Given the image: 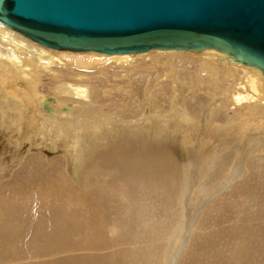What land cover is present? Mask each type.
Instances as JSON below:
<instances>
[{"label": "bare ground", "instance_id": "bare-ground-1", "mask_svg": "<svg viewBox=\"0 0 264 264\" xmlns=\"http://www.w3.org/2000/svg\"><path fill=\"white\" fill-rule=\"evenodd\" d=\"M144 57L146 59L150 58V60L155 62L161 59L170 61L183 57L192 59L200 66L199 73L201 74V77L209 80V83L212 82V84L224 89V91L230 95L229 100H231V102L229 107L234 109L235 112L241 111L244 107H253L260 115H264L263 73L256 68L232 62L228 56L218 51H151L139 55L113 56L96 53L54 51L34 43L28 38L7 28L0 22V77H2L1 79L3 80V88L6 90V92H4L5 90L2 91L0 89V127L3 130L12 129L14 127H23V125L35 128L41 127V123H43L42 127L56 128L55 133L49 138L52 139V141L54 140L55 142L61 139L66 141L69 140L66 142V154L69 163L65 160L63 161L61 158L54 159L50 162L51 164H54V170H52V172L56 174L53 178L46 174L44 175L46 171H44V169L40 172L34 171L33 165L37 163L38 158L33 157L28 164H26V169L24 168V171L26 170L29 174H27L26 180L31 181L32 183H39V181H42V183H40V193L41 196L45 197L43 199H51L54 197L57 200L62 198L65 193L72 191L75 188V180H81V183L77 184L81 185V193H83V196H79L80 198L77 200H79L78 202L80 204L77 202L78 205L75 206L76 209L73 211H77L79 217H83L81 220L83 226L80 227L77 223L71 225L70 229H73L69 232L67 229V234L64 238L58 237L59 240H57L58 238L56 239V244L54 246L55 251H99L114 246H121L122 243H130V245L135 244L136 251L140 252L141 250L148 248L152 243H156L159 245V249H157L160 253H165L166 261L168 260L165 264H190L189 255L192 256V253L200 248L204 252V250L209 247L208 241L211 238L213 230L217 232V226L224 228L225 230L227 228L229 218L226 219L227 221L224 220L221 222V220V223L219 222L217 225H214V220L216 218H213L218 217L221 214L222 208L220 209L218 203H221L220 201H223V198H221L219 194L222 191L221 187L225 183V185L233 183L234 185L236 184L237 186H240L241 189L239 194L241 196L248 195L251 198L250 204L257 203L259 206L264 204V156L262 157L260 155L261 153H264V118L259 119L256 124L254 123L251 126L245 125L246 127H253L254 129L257 127L255 130H253V128H249L248 130V128H243L239 125L240 130H243V133L240 136L241 138L235 139L236 137H234V139L231 140L233 142H230L229 144L225 143L226 145H223V148L216 151L212 149L213 153L211 152V154H208L209 156L203 160L199 155L201 153L194 152L196 154V157H194L197 161H193V154L188 152L189 146H183V150H179L183 153L180 157H188L186 161H181L177 158L180 153L177 151L178 154L175 151L176 149L172 150V152L167 150L163 151L161 154H153L152 152L146 153L145 151L137 149H133L134 151H128V149L121 151L120 149L122 148L113 146L109 147L112 150L107 153L105 152L107 147H102V150L100 151L102 155L97 153V156L96 152L87 155V152H90V150L96 147L100 142V144L105 143L111 137H116V139H119V137H125L124 133H130L129 137L134 136V138L138 139V137L144 133L143 131H146L148 135L153 132V135L157 138H164V141H168V139H170V136L168 137L170 133L171 136L174 133H185L186 130L183 131L181 125H192V122L200 119V117L197 116L198 119L196 118V120H192L191 117L189 118L186 114L187 111L181 112L179 110L177 107L179 104L176 105V103L173 104L172 111L167 114H159L158 116H155V114L152 116L153 113L147 110L145 112L146 114L138 115L139 117H137V113H134V115L130 114V117L128 116V120L121 119L118 116L103 113L101 111L103 108L100 105L95 104V96L99 93L98 87L95 85H85V83L79 84L74 81L66 84L60 82L63 78V70L70 71V69L83 67L88 71H92V69L95 68L99 73L104 74V72H107L109 69L120 70L132 68L136 62H142ZM42 72L50 74L52 78L56 79V81L61 84L55 87L53 96L47 94L39 95L36 93L40 84V78H42L43 75ZM32 83L36 86L35 93L38 94L39 98L38 100L32 98L34 101L32 99L29 101L26 97L24 100L20 97L24 94V91H22L21 88L24 87L23 84L31 85ZM198 88H200V86H198ZM217 88L215 89L217 90ZM19 89L22 92H19ZM30 89L33 90L32 88ZM27 90L29 89L27 88ZM31 90V97H33V95L35 97L36 94H33L34 90ZM196 90L198 91V89ZM104 92L108 93L107 90ZM196 93L198 94V92ZM186 99L187 98H185V100ZM223 101H225V98ZM175 102L177 101L175 100ZM211 104L213 103H210V106ZM64 106H67V113L62 112ZM45 107H48L49 111H47ZM219 107L223 108L224 104L219 105L216 103L213 108H211L216 110L219 109ZM24 108L28 110L26 114L23 110ZM159 108L160 107H158V109ZM183 109L181 108V110ZM38 111L41 113L37 114ZM212 114H215V112H212L211 115ZM40 116L43 117L44 121L40 120ZM157 121L163 124V127L161 125L162 128H158V126L155 127V125L153 126V122ZM237 124L238 120L236 119L230 121L225 125L228 127H225L224 130L220 125H210L209 132L213 137H216L220 133H222L221 135H225L227 132L236 133L238 127ZM170 125H174L175 127H169ZM114 128H116V130L112 131ZM218 129H221L222 132ZM108 132H111L112 136ZM237 133L239 132L237 131ZM180 144L182 145V143ZM48 146L51 147L49 144ZM197 150L198 149L195 147L194 151ZM173 151L177 153V156ZM210 151L207 153H210ZM90 157L93 158V160L89 161L88 159H85H90ZM88 161L90 163L84 171V165ZM71 166L73 167L74 173L78 175V179L71 177ZM66 167L69 169L68 173L71 174H69L70 176H68L65 171ZM47 168H50V166H47L46 169ZM75 174L74 176H76ZM81 175L83 176L81 177ZM203 181L207 182V188L205 191L202 187L200 188V184L203 183ZM6 189H9L8 191L13 190V192L15 191L20 194L23 193L21 188L18 189L12 187V189ZM123 190H126L128 195L126 199L123 198L122 195L119 198V205L115 203L112 205L110 202H108L107 205V199L114 196V191L123 192ZM77 193L79 194L80 192ZM96 197H102L100 200H103L105 205L102 210L105 212L104 214L109 215L108 217L110 221H113V227L124 225L125 228L128 227L129 229H132L129 234L130 236L132 235V240H126L122 235H120L122 238H118L114 233L109 234L106 238L104 232L106 233L110 228L106 222L102 223V221H105L106 215H102L99 220L103 227V232L99 225H97L98 221L88 222V219H85L87 216H90L91 211V216H94L92 208L97 207L96 205L92 207L90 203L92 200L98 199ZM122 200H124V204H121ZM207 205L208 207L206 209L205 207ZM86 206H89L88 209L90 210L87 209L88 212L82 216V212L85 210ZM155 211H159L162 214L165 213V220L161 223H156L154 219ZM263 215L264 214H261V212H257L253 219L249 218V220L245 222L247 225H245L244 229L242 228L243 230H240L242 232H238L240 233V240L237 239L239 241L237 244H240L238 251L241 253L238 254L239 257L247 252V250L249 251L251 249H253V251L258 250L264 253V247H262L264 238L261 240V238L264 237ZM72 218L75 219V215ZM224 218L225 217H221V219ZM172 222H177L176 225L174 224V227H172ZM60 224L65 225L61 222ZM55 227H61L59 221H57ZM171 229L174 230V236L172 237L171 242L166 244L167 242L164 241L163 238L164 236L167 238V234L172 232ZM74 236H79V238L74 239ZM257 236L259 238H257ZM235 237L237 238V236ZM222 239H224V236H222ZM21 240L23 239H20V241ZM253 244H255L254 247H252ZM157 249H155L156 253H158ZM136 251L134 250L137 255ZM97 255L98 254H94L93 257L96 258L95 256ZM114 255L115 257L112 258V260L117 258L116 254ZM182 255H184V261H186V263L183 261L184 257L180 259ZM93 257L87 256L85 258L94 259ZM105 257L109 256H102V258ZM216 257L218 258L219 256ZM83 259L84 258H82V260ZM109 259L110 258H105L104 260Z\"/></svg>", "mask_w": 264, "mask_h": 264}, {"label": "rangeland", "instance_id": "rangeland-1", "mask_svg": "<svg viewBox=\"0 0 264 264\" xmlns=\"http://www.w3.org/2000/svg\"><path fill=\"white\" fill-rule=\"evenodd\" d=\"M199 72H200V66L197 64V62H195L192 59H187L186 57L178 58L170 61L161 59L157 62L150 60V58L146 59L144 57V60L142 59V62L141 61L136 62V64H134L132 68H126L120 70L109 69L107 72H104V74L99 73L95 68H93L92 71H88L83 67L78 69L76 68L70 69V71L63 70L62 71L63 78L60 82L64 84L74 81L79 84L81 83H85V85L92 84L98 87L99 93H97L95 96L96 97L95 104L100 105L103 108V110H101L103 113L106 114L109 113L110 115L118 116L121 119H127V120H128V116L130 117V114L134 115V113H137V117H139L140 115L146 114L145 112L147 110L153 113L152 116L155 114H156L155 116H158L159 114L170 113L172 111L173 104L176 103V105L179 104L177 105L179 110L181 112L187 111L186 114L188 115L189 118L191 117L192 120H196V118L198 119V117H200V119L192 122V125H186V124L185 126L181 125V127H183V131L186 130L185 133L181 131L182 134L174 133L175 134V135L173 134L174 136L173 135L171 136L170 133L168 135V137L170 136L169 137L170 139H168V141L167 140L164 141V138H157L155 135H153V132H151V134L148 135L146 131H143L144 133L141 134L142 137L140 136L138 137V139L134 138V136L129 137L130 133H124L125 137H119L121 135L120 134L118 136L119 139H116V137L114 138L111 137L105 143L100 144L101 143L100 142L96 147L91 149L90 152H87V155L91 154L92 152H96V154L98 153L102 155L100 152L102 150V147L103 148L107 147V149H105V152L107 153L108 151L112 150L109 147H113V146H118L117 148H122L120 149L121 151L127 149L128 151L129 150L134 151L133 149H137L140 151H145L146 153L152 152L153 154L154 153L161 154L163 153V151H167V150L172 152V150L175 149L176 152L179 150L182 151L183 146H189L188 152L193 154V158H194V159L192 158L193 161H197V159L195 158L196 154L194 152L201 153L199 155L200 158L203 160L207 156H209L208 154H211V152L213 153L212 149H214L215 151L219 150L223 148V145L233 142L231 140H233L234 137H236L235 139L241 138L240 136L243 133V130L242 131L240 130L239 125L243 128H248L249 130V128H253V127H246V126L248 125L251 126L254 123L256 124L257 121H259V119L264 118V115L262 114L260 115L259 112H257L253 107H244L241 109V111L235 112L234 109L229 107L231 102V100H229L230 95L227 94V92L224 91V89L219 88V86L212 84V82L209 83V80H206L205 78L201 77V74ZM162 77L164 78V82ZM1 78L2 77H0L1 80L0 89L4 91L5 89L3 88V80ZM60 82L58 83L56 79L51 77L50 74L43 73L42 78H40V84L37 88V91L34 83L31 84L32 86L23 84V86L26 89L24 87L21 88L22 91H24V94L21 95L20 97L23 98L24 100L27 97V100L29 99L30 101L32 98L38 100L39 98L38 94L39 95L47 94L53 96V91L56 86L61 85ZM163 86L165 87V89ZM198 86H200V88H198ZM29 87L32 88L34 91L31 90ZM202 87L203 88L205 87L204 88L205 90ZM27 88L29 90H27ZM215 88H217V90ZM196 89H198V91ZM30 90L33 91V94L38 93L36 94L37 96L35 95L34 97L33 95V97H31L32 92H30ZM106 90L108 91V93L104 92ZM22 91L19 89V92ZM4 92H6V90ZM196 92H198V94ZM184 97L187 99L185 100ZM201 97L203 100L201 99ZM224 98L225 101H223ZM175 100L177 102H175ZM182 103L184 106L182 105ZM210 103L213 104H211L210 106ZM216 103L219 105L224 104V107L223 108L219 107V109L213 110L212 108ZM200 106L202 109L200 108ZM158 107L160 108L158 109ZM181 108L182 109L185 108V109L181 110ZM23 110L25 111V114L28 112L26 108H24ZM154 110L156 113L154 112ZM244 110H246L247 112ZM39 111L37 114L41 113ZM62 112L67 113V106H64L62 108ZM212 112H215V114L211 115ZM235 119L238 120V124H237L238 127L236 133L227 132L225 135H221L222 133H220L216 137L211 136L209 132V129L211 127L210 125L212 126L220 125L224 130L225 127H228L225 125L230 121H234ZM40 120L44 121L43 117L40 116ZM154 125L155 127L158 126V128L163 127V124H161L158 121L153 122V126ZM42 126L43 123H41V127ZM41 127L34 128V127H28L27 125H23V127H14L8 130H3L0 127V220H1L0 244L2 243L0 246V258H1L0 264H88L91 262H92L91 264H165L167 263L168 260L166 261L165 253H160V251L158 250L159 245H157L156 243H152L151 245L148 246V248H145L140 252L136 251L135 244L130 245V243H122L121 246L118 247L114 246L99 251H93V250L79 251V252L72 250L63 251V252L55 251L54 246L56 244L55 243L56 239L58 237L64 238V236L67 234L66 232L67 229L68 232L73 229V228L70 229L71 225L77 223L78 226L80 227L83 226L81 224V220L83 219V217H79L77 211H73L76 209L75 206L80 204L78 202L79 200L77 199L80 198L79 197L80 195L82 197L83 193H81V185L77 184V183H81V180H75L76 181V183L74 184L75 188L72 191L65 193L64 195L65 197L62 195L63 197L58 200L53 196H52L53 198L51 199L50 198L43 199L45 197L41 196L40 193L41 191L40 183H42V181H39V183L38 182L32 183L31 181L26 180L28 173L26 170L24 171V168L26 169L25 167L27 166L26 164H28V162L33 157L38 158L37 163L33 165L34 171L40 172L41 170L44 169V171L46 170L44 175L46 174L51 178H53V176L56 175L54 172H52V170H54V164L50 163L52 160L61 158L63 161L65 160L68 162L67 160L68 157L66 154L67 153L66 142H68L69 140L66 141L64 139H61L59 141L54 142V140L52 141V139L49 138H51V135L55 133L56 128L55 127L41 128ZM169 127H175V126L170 125ZM256 128L257 127H255V129ZM255 129L253 128V130ZM115 130L116 128H114L112 131ZM218 130L221 131V129ZM237 131L239 133H237ZM108 133L112 136L111 132ZM215 142L217 143V145ZM180 143H182V145ZM48 144L51 145V147L48 146ZM195 147L198 149L197 151H194ZM180 151H179L180 154L177 152L179 154L178 156L176 152H175L176 154L175 153L174 154L177 156V158H179V160L186 161L188 157L187 156L180 157V155L183 154ZM209 151L210 153H207ZM263 154L264 153H261L260 155L263 157L264 156ZM91 157L90 159L89 158H85V159L91 161L93 160V158ZM89 161L84 165L85 166L84 171L88 167L90 163ZM47 166L48 167L50 166V168L46 169ZM67 169L68 168L66 167L65 171L67 172L68 176L72 174L71 177L73 178L75 177L78 179V175L74 173L72 166L70 169V172L72 170L71 174L68 173L69 169L68 170ZM74 174L76 176H74ZM82 176L83 175H81V177ZM223 186L221 187L222 191L219 194V196L223 198L222 199L223 201H220L221 203H218V206L220 207V209L222 208V211L218 217H213V218H216L214 220L215 221L214 225H217L221 220H222L221 222H223L224 220L227 221L226 219L229 218L227 228L225 230L224 228L217 226V232L213 230L211 238L208 241L209 247L205 249L204 252L200 248L199 250H196V252L192 253L193 254L192 256L189 255L190 264H199V263L201 264H218V263L219 264H264V255H263L264 253L258 250L255 251H253V249L249 251L247 250V252L243 253L242 256L239 257L238 254H241L240 251H238V247L240 244H237L239 242L238 240H240L239 239L240 233L238 232H242L240 230L242 228L244 229L245 225H247L245 224V222H247L249 218L253 219L254 215L257 214V212L258 213L261 212V214H264V204L262 206H259V204L257 203L250 204L251 198L248 195L241 196L239 194L241 187L237 186L236 184L234 185L233 183H229L224 187ZM12 187L18 189L21 188L23 193L20 194V193H16L15 191L13 192V190L8 191L9 189H6V188L12 189ZM201 187L205 191V189L207 188V182L203 181V183L200 184V188ZM77 192L80 193L78 194ZM35 195L37 198L35 197ZM122 195L123 198L125 199L128 197L126 190H123V192L114 191V196L109 197L107 199V205L108 202H110L112 205H114L113 203L119 205L120 203L119 198ZM96 198H98L99 200L94 199L90 203L92 207L95 205L97 207V208H92L94 216H91L92 213L91 211L90 216H87L85 219L86 220L88 219L87 220L88 222L98 221L97 225H99L100 229L103 232L102 229L103 227L100 224L99 220L101 219L100 217L102 215H106L104 214L105 212L102 210L103 206L105 205L103 203V200H100V198L102 197H96ZM124 200L121 201V204L122 203L124 204ZM51 204L53 207L51 206ZM208 205L205 207L206 209ZM88 207L89 206L85 207V210H83L82 212V216L85 215L88 212V210H90L88 209ZM154 214H155L154 219L156 223H161L163 220H165L166 217L165 213L162 214L159 211L157 212L155 211ZM74 215H75V219L72 218ZM108 216L109 215H106L105 221H102V223L106 222V224H108V226L110 227L106 233L104 232V236H106L107 238L109 234L114 233V235L118 238L119 237L122 238L120 236L122 235L123 237H125L126 240H132V235L131 236L129 235L130 230L132 231V229H129L128 227L125 228L124 225L123 226L118 225L116 227L115 226L113 227L114 223L113 221H110ZM221 217H225V218L221 219ZM262 217H264V215ZM76 220L79 221L80 223L77 222ZM57 221H59V225H61V227L59 228L55 227ZM60 222L65 225L60 224ZM172 223H173L172 227H174V224L176 225L177 222L176 223L172 222ZM64 227H68V228H64ZM171 231L172 232L169 231L170 234H167V238L165 236L163 238L164 241L167 242L166 244L170 243L172 237L174 236V230L171 229ZM44 235L46 236V238ZM222 236H224V239H222ZM235 236H237V238ZM73 238L78 239L79 236L78 237L74 236ZM165 238L168 240H166ZM257 238L259 237L257 236ZM263 238L264 237H262L261 240ZM20 239L23 240L20 241ZM57 240H59V238ZM263 244L264 243H262V247H264ZM254 245L255 244H253L252 247H254ZM155 249L158 250V253L155 252ZM134 250L137 252V255L134 252ZM94 254H98L97 256H95L96 258L93 257ZM114 254H116L117 258L112 260V258L115 257ZM103 255L109 256L105 258H110V259L104 260L105 258H102ZM87 256L93 257L94 259L85 258ZM216 256L219 257L217 258ZM182 257H184V255H182L180 259H182ZM82 258L84 259L82 260ZM184 260L185 257L183 258V261ZM184 263H186V261H184Z\"/></svg>", "mask_w": 264, "mask_h": 264}, {"label": "water", "instance_id": "water-1", "mask_svg": "<svg viewBox=\"0 0 264 264\" xmlns=\"http://www.w3.org/2000/svg\"><path fill=\"white\" fill-rule=\"evenodd\" d=\"M0 22L54 51L214 50L264 75V0H0Z\"/></svg>", "mask_w": 264, "mask_h": 264}]
</instances>
